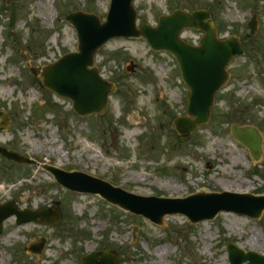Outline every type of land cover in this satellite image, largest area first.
Listing matches in <instances>:
<instances>
[{
    "label": "rangeland",
    "instance_id": "obj_1",
    "mask_svg": "<svg viewBox=\"0 0 264 264\" xmlns=\"http://www.w3.org/2000/svg\"><path fill=\"white\" fill-rule=\"evenodd\" d=\"M234 1H134L138 23L154 25L169 8L203 5L213 10L222 36L232 31L246 37L245 54L228 66L230 82L216 92L209 119L181 138L171 123L185 114L188 88L176 60L151 50L142 38H112L96 52L99 74L118 85L103 117L78 116L69 99L42 88L31 74L29 67L76 49L66 13L92 11L103 21L109 0H0V110L10 118L0 130V146L34 160L19 165L0 156V203L62 214L53 226L5 219L0 264H80L83 254L99 248H113L119 264H230L227 242L264 255V244L254 247L249 240L255 232L264 236V210L254 220L221 212L197 224L165 214L157 225L98 194L62 189L42 167L86 172L137 195L175 198L222 190L264 195V13L250 34L244 22L248 8ZM182 36L195 42L200 33L191 29ZM129 60L134 72L125 70ZM231 124L259 129L260 161L254 163L231 137ZM38 237L44 238L42 254H29L24 248Z\"/></svg>",
    "mask_w": 264,
    "mask_h": 264
},
{
    "label": "water",
    "instance_id": "obj_2",
    "mask_svg": "<svg viewBox=\"0 0 264 264\" xmlns=\"http://www.w3.org/2000/svg\"><path fill=\"white\" fill-rule=\"evenodd\" d=\"M133 0H111L106 21L93 13L80 10L66 15L77 31V51L68 52L57 61L47 64L41 71L31 68L34 75L39 73L41 85L53 90L57 95L73 101V109L79 115H89L93 112L103 113L106 109L107 94L114 91L115 85L102 79L98 69L93 64V57L98 48L112 36H141L151 47L170 50L179 61L184 81L190 88L187 114L196 116L190 120L187 116L175 119L174 124L179 136L191 133L195 126L204 123L209 117L215 91L226 82L228 73L224 70L228 62L242 53L237 41L232 37L219 41L215 37V27L209 21L206 11L194 10L187 14L175 10L167 16H160L156 27L147 23L135 25V8ZM253 30V22L248 23ZM202 28L204 36L199 46H189L178 38L183 28ZM132 71L134 65L130 61L126 67ZM1 123H7L6 113L0 112ZM232 135L248 148L251 158L259 160L262 153V136L254 126L232 127ZM3 156L18 162L28 163L29 158L22 157L17 152L0 147ZM55 178L68 188L80 191L99 192L104 198L121 207L144 215L153 222L161 223L165 214L176 212L184 214L192 223L211 219L220 210L235 211L248 214L252 218L259 217L264 209V196L235 192L197 193L186 198H167L138 196L128 193L120 187L111 186L98 178L77 171L66 172L55 167H47ZM16 216V223L35 221L38 218L44 223L53 225L61 218L59 211L48 210H17L11 203L0 205V228L2 221L9 215ZM31 253L40 254L43 240L33 241L26 247ZM228 259L231 264H264V255L254 251H243L234 244L228 243ZM82 264H116L115 255L111 251L91 252L81 259Z\"/></svg>",
    "mask_w": 264,
    "mask_h": 264
},
{
    "label": "flooded vegetation",
    "instance_id": "obj_3",
    "mask_svg": "<svg viewBox=\"0 0 264 264\" xmlns=\"http://www.w3.org/2000/svg\"><path fill=\"white\" fill-rule=\"evenodd\" d=\"M244 7L245 6H253L255 16L258 21H260V13H264V0H238Z\"/></svg>",
    "mask_w": 264,
    "mask_h": 264
},
{
    "label": "bare ground",
    "instance_id": "obj_4",
    "mask_svg": "<svg viewBox=\"0 0 264 264\" xmlns=\"http://www.w3.org/2000/svg\"><path fill=\"white\" fill-rule=\"evenodd\" d=\"M58 153H60L59 151H57ZM95 156H98V154H95V155H91V159H94ZM136 178H140L139 176H134ZM250 240V243L252 244V246H256V245H262L264 244V236L259 234L258 232H255L252 236V239H249ZM163 250L165 251V253H167V247L166 248H163Z\"/></svg>",
    "mask_w": 264,
    "mask_h": 264
}]
</instances>
